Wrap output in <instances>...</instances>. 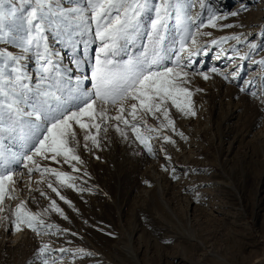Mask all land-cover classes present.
Returning a JSON list of instances; mask_svg holds the SVG:
<instances>
[{"label": "rangeland", "instance_id": "1", "mask_svg": "<svg viewBox=\"0 0 264 264\" xmlns=\"http://www.w3.org/2000/svg\"><path fill=\"white\" fill-rule=\"evenodd\" d=\"M63 2L71 6L70 0ZM183 2L192 5L187 15L194 19L170 20L164 40L163 66L176 68L179 62L188 73L183 86L192 92L181 97L184 111L170 101L166 105L174 127L160 128L167 125L161 113L159 118L145 114L146 124L137 118L150 153L122 122L117 131L115 120L105 121L98 134L74 125L79 143L71 146L80 161L34 157L41 167L69 174L74 187L36 170L29 177L19 160L0 162V168L17 173L19 197L6 198L0 211V264H43L45 259L49 264H264V0ZM148 30L146 24L117 58L143 53ZM94 31V25L90 33L73 30L71 39L50 28L44 33L54 71L72 87L81 78V88H92L101 46ZM191 48L199 54L190 58ZM0 49L20 54L16 44L3 40ZM25 56L23 68L35 87L41 61L35 48ZM109 114L114 116L115 109ZM148 126L159 131L148 132ZM86 134L96 135L98 144L85 141ZM4 145L8 154L27 148L19 139H5ZM21 200L59 231L42 227L37 234L21 225L17 232L13 211ZM53 200L63 215L50 207ZM45 244L49 248L42 255Z\"/></svg>", "mask_w": 264, "mask_h": 264}, {"label": "snow or ice", "instance_id": "2", "mask_svg": "<svg viewBox=\"0 0 264 264\" xmlns=\"http://www.w3.org/2000/svg\"><path fill=\"white\" fill-rule=\"evenodd\" d=\"M70 2L71 6L65 7L63 0H0V40L14 43L20 49L19 55L7 49H0V162L11 163L19 160L23 168L27 169L29 177L36 170L42 176L54 175L61 185L74 187L69 183L73 177L54 168L41 167L34 157L51 159L56 163H59L57 157L61 156L65 162L80 161L71 146L72 143H79L74 125L87 133L95 129L98 134L102 123L109 120L117 122V131H122L120 122L131 127L136 138L151 153L152 147L136 121L139 117L140 123L146 124L143 119L145 114L159 118L157 113H161L167 125L161 123L160 128L168 125L174 127L166 105L170 101L177 109L185 110L181 97L192 96L191 90L183 86L188 82V73L183 71L179 62L176 68L163 66L164 40L169 31L170 20L175 18L179 24L185 17L189 20L194 17L187 15L192 5L186 6L183 0ZM200 6L204 7L203 4ZM231 15L238 13L232 12ZM146 24L149 29V47L139 56H129L126 60L118 59L125 47L145 29ZM93 25L95 38L100 41L101 46L95 56L90 77L92 88H81V78H77L75 87H72L54 71L48 38L44 33L50 28L58 36L67 34L71 39L73 30H76L78 35L90 33ZM230 39L239 40L240 37ZM183 43L182 41V48ZM191 43L197 44L194 36ZM250 47L255 49L258 45L250 44ZM33 48L41 61L39 83L35 87L30 83L32 77L24 71L22 63L26 59L25 54ZM188 51L190 58L199 54L198 48ZM191 63L190 59L189 67ZM208 78L205 74L204 79ZM188 108L190 114L195 115V112L191 111L190 103ZM110 109H115L114 116L109 114ZM85 117L89 122H85ZM147 131L155 132L159 129L148 126ZM5 139L23 141L27 145L25 152L8 154L4 145ZM89 139L98 144L96 135L86 134L84 140ZM19 175L22 179L24 173ZM16 176L15 171L7 167L0 168V211H4L2 205L6 198L19 199L16 195ZM48 187L60 195L58 188L51 183ZM41 195L47 194L41 192ZM60 199L66 198L60 195ZM26 204V201L21 200L13 211V223L17 232L22 231L21 225H26L37 234L42 227H56L59 231L58 226L45 225L44 220L40 219L43 213L27 210ZM50 207L63 215V210L55 200L51 201ZM48 248L49 245L45 244L40 253L43 255ZM77 253L92 255L85 253L84 249H77ZM43 264H49V261L45 259Z\"/></svg>", "mask_w": 264, "mask_h": 264}, {"label": "bare ground", "instance_id": "3", "mask_svg": "<svg viewBox=\"0 0 264 264\" xmlns=\"http://www.w3.org/2000/svg\"><path fill=\"white\" fill-rule=\"evenodd\" d=\"M261 14H264V12H262Z\"/></svg>", "mask_w": 264, "mask_h": 264}]
</instances>
